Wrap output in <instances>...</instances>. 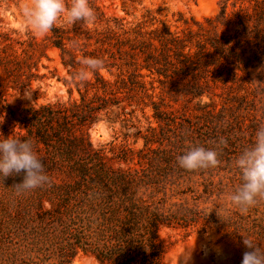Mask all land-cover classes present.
I'll return each mask as SVG.
<instances>
[{"label":"trees","instance_id":"16d2710c","mask_svg":"<svg viewBox=\"0 0 264 264\" xmlns=\"http://www.w3.org/2000/svg\"><path fill=\"white\" fill-rule=\"evenodd\" d=\"M88 2L96 17L92 24L57 23L44 38L29 29L0 30V90L24 92L53 77L41 71L53 48L70 76L62 79L68 100L15 106L5 99L0 106V139L29 140L49 177L27 192L15 187L23 171L0 184V200L12 202L0 203V264H72L81 255L98 264H167L164 227L225 223L169 192H192L195 181L205 193L213 184L242 183L235 167L240 154L214 124L221 115L203 101L222 78L217 75L223 60L237 56L229 40L180 33L163 20L161 26L131 25L97 0ZM226 10L227 3L218 17ZM84 57L102 60L104 68L81 83L72 77ZM191 103L203 112H188ZM139 110L148 119L145 128ZM102 120L120 123L126 137L142 139L143 146L95 147L89 129ZM193 147L216 150L219 165L180 168L177 157ZM244 230L264 235V221L255 218Z\"/></svg>","mask_w":264,"mask_h":264},{"label":"rangeland","instance_id":"374dc122","mask_svg":"<svg viewBox=\"0 0 264 264\" xmlns=\"http://www.w3.org/2000/svg\"><path fill=\"white\" fill-rule=\"evenodd\" d=\"M29 2L0 0V30H31L21 14L23 6ZM97 3L108 14L124 17L131 25L149 21L148 27H151V22L155 21L152 26H161L160 20H163L172 30L180 33L202 31L228 39L237 56L231 63L223 60L222 74L217 75L222 78L214 85V93L205 95L203 101L213 115H221V119L213 118L216 121L214 124H218L222 130L221 138L232 144L231 151L241 154L254 144L256 132L264 128V0H97ZM226 3V15L218 17ZM58 23L65 22L61 20ZM49 55L50 59L44 57L42 60L48 68L41 66V71L49 75H52V71L54 76L37 81L32 89L26 90L31 94L30 99L24 97L25 91L1 89L0 106L5 99L15 106L69 99L67 86L62 79L70 76L61 63L59 50L50 49ZM103 72L109 76L105 70ZM180 103L182 101L176 102V107L181 106ZM194 104L191 103L188 112L201 114L203 110L197 109ZM147 114H151L150 109ZM137 115L145 128L148 119L140 110ZM201 120L204 122V119ZM7 124L13 126L9 117ZM126 131L120 123L102 120L89 129V134L95 147L106 146L109 149L113 145L119 147L124 144L134 148L143 146L142 139L135 142L133 135L126 137ZM10 177L13 176L0 177V184ZM192 185L195 189L192 192L177 194L171 191L169 194L174 196L173 200L187 201L190 206L202 210V215L214 214L225 223L205 225L201 222L188 228L164 227L161 235L169 245L165 255L167 264H181L179 256L185 249L192 248L189 264H241L243 254L250 251L243 244V239H249L264 249V235L248 236L244 230L255 218L264 221V200H259L247 212H241L229 200L239 184L233 186L228 183L223 188L213 184L210 193H205L197 181ZM0 203L12 202L1 199ZM72 264L98 263L91 256L81 255Z\"/></svg>","mask_w":264,"mask_h":264},{"label":"clouds","instance_id":"9594fccd","mask_svg":"<svg viewBox=\"0 0 264 264\" xmlns=\"http://www.w3.org/2000/svg\"><path fill=\"white\" fill-rule=\"evenodd\" d=\"M21 14L27 26L38 36L48 34L61 20L70 25L77 22L88 25L96 19L88 0H71L70 5H66L65 0H30L23 6ZM80 63L81 69L72 78L81 83L104 68L103 61L93 57H84ZM24 97L30 99L31 94L25 91ZM177 163L184 170L198 171L214 169L220 161L216 150L193 147L177 157ZM235 167L241 174L242 183L230 194L229 200L239 211L247 212L259 200H264V128L256 132L254 144L235 160ZM22 171L23 181L15 186L21 192L37 189L49 181L41 157L29 140L11 135L0 139V177ZM217 214L219 216V209ZM243 244L250 251L243 254L241 264H264V249L249 239H243ZM192 251L193 248L185 249L179 256L181 264H189Z\"/></svg>","mask_w":264,"mask_h":264}]
</instances>
